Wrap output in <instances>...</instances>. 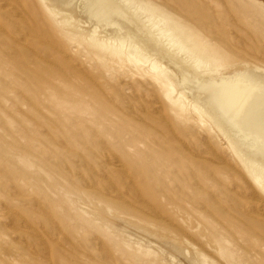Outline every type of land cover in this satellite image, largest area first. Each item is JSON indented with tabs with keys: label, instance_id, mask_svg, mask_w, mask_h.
<instances>
[{
	"label": "rangeland",
	"instance_id": "rangeland-1",
	"mask_svg": "<svg viewBox=\"0 0 264 264\" xmlns=\"http://www.w3.org/2000/svg\"><path fill=\"white\" fill-rule=\"evenodd\" d=\"M147 1L223 57L216 55L209 79L172 56L188 98L191 80L264 81L262 8L250 0ZM49 18L41 0H0V264H264V210L255 205L264 207V190L210 117L178 111L177 94L169 100L149 71L104 65ZM139 25L133 21L146 32ZM249 81L240 86L254 88ZM227 127L245 158L264 162L260 140ZM252 142L263 148L254 152Z\"/></svg>",
	"mask_w": 264,
	"mask_h": 264
},
{
	"label": "bare ground",
	"instance_id": "bare-ground-1",
	"mask_svg": "<svg viewBox=\"0 0 264 264\" xmlns=\"http://www.w3.org/2000/svg\"><path fill=\"white\" fill-rule=\"evenodd\" d=\"M41 1L46 6L49 12L50 22L55 23L56 25L60 26L62 28V31L67 32L79 46L86 49L89 53L96 54L98 58L104 62V65H107V62H111L113 63V65H119L120 68L128 67L129 65H135L136 67L140 69L147 70V72L149 71L152 74V79L158 87L160 86L167 87L168 91L166 95L169 100L173 101L171 99L172 93L177 94L176 100L175 102L174 101L173 102L174 103L179 102V106L177 108L178 111L189 110L192 114H196L200 119L205 118L204 116L206 117L209 116L210 121L211 120L213 121L214 123L213 125L216 127V129H218L222 133V135L226 137L225 138L226 140L228 139L229 141L228 143H230V146L232 147V151L235 154V157L238 160H240V163L244 166V169L247 171L249 176L259 184L261 189L264 190V164H263L264 162L262 163L258 159H255V158L254 159L245 158L240 152V150L238 149V147H240L241 145H238V147L236 146L238 141L236 140L237 143L235 141L232 142V140L227 135L228 132L227 131H226L227 133L225 132V126L226 127L228 126L230 129L231 128L233 130L235 129L236 131H239L240 133H243L244 135L254 136L256 140L257 139L260 140L257 143L260 144V142H262L264 144V132L263 130H260L258 128L260 123H264V81L263 80H260V81L258 80L259 81L258 86L259 85H261V87L263 86L261 88L262 91L259 90L261 92H256L255 90L257 88L254 90L255 85L258 82L257 79H255V81H253V79L252 80L250 79L249 81V77H247L248 79L246 78V80L244 79L243 81L248 80L250 83L254 82L253 83L254 88H248L246 86L248 82H246L245 84L246 87L244 86L241 87L243 84V81H241L242 84L240 83L241 84L240 86V84L228 85L226 84V82L217 83V84L216 83L208 84V83H203L204 81L199 82V80L198 81L195 80L194 82V80H191L192 82L186 85L188 86V89H190V92H191V95L188 98L186 96L188 95V92L186 94L184 91H180V89L183 90V88H180V85L177 84L180 79L179 78L177 80V77L179 76L177 74L180 72L178 69L179 67L177 68L175 67V64H176L175 58L182 59V63L183 61H185L184 63L188 65L187 67L190 68L188 69L191 70L193 75L195 77L199 76L200 78L213 79V77H208V75H210L211 72L214 71V68H216L217 66L215 64V57L216 55H218L217 49L215 52V51H212L213 48L210 49L204 46L203 38L196 30H193V29L180 30L179 28L174 27L172 24H168L167 22L168 15L164 11H161L160 9L155 7L151 2L147 0H141V1H138V0H41ZM250 1L255 6L262 8L264 12V0H250ZM127 13L128 15H130L131 18L130 17H127L129 19L125 18ZM15 15H17V13ZM131 20H133L134 23L139 22L141 24L139 25V27L141 29L144 28L146 32L144 31L141 33L140 30L138 31L137 29L139 28L134 27L133 21ZM152 39H154V41ZM162 47H165V50H166L165 53H167L168 55L165 56L164 52H161V49H163ZM156 52L159 53V55ZM160 55H164V56H160ZM56 56L59 57V55H56ZM172 56L175 58H173ZM219 57H221L223 61V57L221 56V54ZM244 65L246 64L244 63ZM184 67H183V70L185 69ZM245 67L248 68V66H245ZM248 71H251V69L249 68ZM254 74L255 73H253V75ZM261 78H263V76H261ZM250 83H249V86H251ZM258 88L260 89V87ZM65 89L70 91L69 88L66 86H65ZM154 100L156 99L154 98ZM255 107L256 109L255 111H253ZM151 108L152 107H150V109ZM159 109H161V107H159ZM88 111L89 109H85V113H88ZM96 117H99V116H96ZM247 138H250V137H247ZM253 141L256 144L255 140ZM255 144L253 145V142H252L253 148L255 147ZM257 146L259 145L257 144ZM260 146H262V144H260ZM257 148H254L255 149L254 152L256 151ZM258 150L257 152H260ZM262 150H264V148ZM254 152L252 151V153ZM248 155L251 156V154H248ZM23 161L21 160L22 163ZM27 162L29 163L28 160ZM27 165L32 167L31 163ZM100 172L102 171L100 170ZM128 184H130V182ZM250 193L248 194L249 196H250ZM252 195H254V193ZM255 205L257 206V208H259V210L260 208L264 210V207L260 203H256ZM253 207L254 206H252V208ZM99 211L100 210H98V212ZM148 214L153 215L150 212ZM107 215L101 214V217L104 219L106 217H109V214ZM110 218H113V217L110 216ZM165 219L168 220L167 218ZM115 220L116 219H114L113 221L116 222L117 220L116 221ZM121 220L123 221L124 226L129 225L130 227L135 228L138 231L142 232V234H148V236L149 235L155 236V238L158 237L159 239L163 238V235L161 233H160L161 235L156 234L158 232L154 233L150 228L144 226L143 224H139L134 220H130V219H121ZM122 221L118 220V222H122ZM175 223L177 222L175 221ZM193 225L195 227V224ZM179 226H182V225H179ZM118 229H119L118 230L119 233L124 235L126 238L128 239L131 238V236L127 234L125 229L123 228L122 229L118 228ZM173 230L175 231V229H172V232ZM133 231L135 230L133 229ZM140 232L139 234H141ZM134 233L136 232H133V235ZM179 235L180 237L182 236V234L180 233ZM145 236L146 235H144V237ZM190 237L193 238L194 236H190ZM217 237L219 238V240H221L222 247H223L222 249L224 250V252L227 253L229 259L236 261L237 255L235 251L232 249L230 243L226 242L220 233L217 234ZM164 239L166 240V238ZM143 240L145 241V239ZM171 242L172 243L170 247L172 246L176 250V253L177 252L183 253V251L185 253L186 248L183 249L181 243L172 241V240ZM168 243L169 242L167 241L166 246ZM161 244H162V241H161ZM192 261L196 262L197 260L195 261V259L192 258ZM191 264H198V262L191 263Z\"/></svg>",
	"mask_w": 264,
	"mask_h": 264
}]
</instances>
